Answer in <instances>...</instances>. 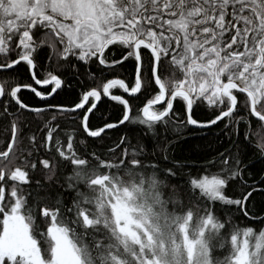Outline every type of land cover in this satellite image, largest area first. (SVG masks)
I'll return each instance as SVG.
<instances>
[{
	"label": "snow or ice",
	"instance_id": "obj_1",
	"mask_svg": "<svg viewBox=\"0 0 264 264\" xmlns=\"http://www.w3.org/2000/svg\"><path fill=\"white\" fill-rule=\"evenodd\" d=\"M0 98V264H264V0H0ZM218 123L224 151L166 163Z\"/></svg>",
	"mask_w": 264,
	"mask_h": 264
},
{
	"label": "trees",
	"instance_id": "obj_2",
	"mask_svg": "<svg viewBox=\"0 0 264 264\" xmlns=\"http://www.w3.org/2000/svg\"><path fill=\"white\" fill-rule=\"evenodd\" d=\"M46 58L47 57L45 56V59ZM93 71H95V69H93ZM22 95L26 100L30 99L33 106H39L42 103L37 98H34V94L30 93L27 89H22ZM125 97H127V95H125ZM70 99V97L61 94L53 102H67ZM98 103L99 110L95 111V115L91 121L93 125L98 124L101 120L114 119L119 115V106H115V102L110 101L108 98H103V101ZM133 103L138 104L139 101H133ZM204 111L207 110L205 109ZM202 115L203 113L198 111L196 118H202ZM29 119L31 118L25 116V120ZM135 127L137 126L129 125V128ZM33 131H36L37 133L39 132V129L36 128L35 124H31L29 127H25L23 129V132L26 135L32 134ZM107 131L108 137H106V139L109 141V143L112 141H117L119 136L126 134L123 128L119 126L115 129ZM250 131H256L255 126H252ZM243 133L244 128H241L239 133L240 139L244 138ZM132 135L134 137L135 133ZM141 135L144 134L141 133ZM6 137H11V118L7 117L2 112V109H0V147L4 146ZM258 139V136L251 137V143L249 144V151L247 154L248 159L245 161V163L248 164L249 169L257 173L264 171V157L260 156L259 149L256 147ZM168 140H171L172 143L168 145V160L166 163L169 165H186L188 169L195 171L196 168L203 164L205 156H207L208 159H211L212 156L216 154L217 149L224 151L225 148L232 144V142L236 140V134L234 133L232 140H229V137L225 135L224 126L218 123L217 126L206 129H198L195 131L190 129H181L176 133L170 132L168 134ZM135 142V139H133V143ZM144 142L145 141H141V143ZM147 143L149 145L147 151L151 153L156 146L151 141L150 137L147 139ZM159 155L161 158H163L164 153L159 152ZM254 178H258V176Z\"/></svg>",
	"mask_w": 264,
	"mask_h": 264
},
{
	"label": "bare ground",
	"instance_id": "obj_3",
	"mask_svg": "<svg viewBox=\"0 0 264 264\" xmlns=\"http://www.w3.org/2000/svg\"><path fill=\"white\" fill-rule=\"evenodd\" d=\"M36 87L38 88V87H41V86L38 85V86H36Z\"/></svg>",
	"mask_w": 264,
	"mask_h": 264
},
{
	"label": "water",
	"instance_id": "obj_4",
	"mask_svg": "<svg viewBox=\"0 0 264 264\" xmlns=\"http://www.w3.org/2000/svg\"><path fill=\"white\" fill-rule=\"evenodd\" d=\"M124 95H127V94H124Z\"/></svg>",
	"mask_w": 264,
	"mask_h": 264
},
{
	"label": "rangeland",
	"instance_id": "obj_5",
	"mask_svg": "<svg viewBox=\"0 0 264 264\" xmlns=\"http://www.w3.org/2000/svg\"><path fill=\"white\" fill-rule=\"evenodd\" d=\"M1 99V98H0Z\"/></svg>",
	"mask_w": 264,
	"mask_h": 264
}]
</instances>
